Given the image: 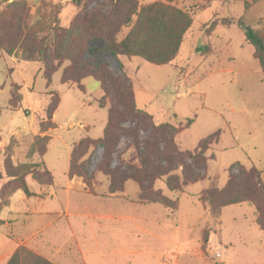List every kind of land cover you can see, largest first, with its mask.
I'll return each instance as SVG.
<instances>
[{
  "label": "rangeland",
  "instance_id": "374dc122",
  "mask_svg": "<svg viewBox=\"0 0 264 264\" xmlns=\"http://www.w3.org/2000/svg\"><path fill=\"white\" fill-rule=\"evenodd\" d=\"M45 1L59 4L62 27L84 7L106 8V0L81 4L78 0ZM136 1L139 6L154 1L169 3L191 15L178 54L161 65L107 52H102L100 59L115 75L121 64L136 106L154 123L180 127L175 134L180 150L193 148L201 138L215 133L204 154L205 168L198 170L197 181L179 190L168 189L163 177L153 182L154 188L177 200L174 211L158 203L141 202L136 182L120 179L126 165L138 164L132 147L123 152L128 140L120 136L114 153L104 161L99 146L78 160L88 159L82 169L90 179L88 190L81 177L68 175L69 156L81 137L102 136L109 104L100 83L92 77H85L79 85L61 82L65 62L52 74L47 87L40 63L20 59L18 51L6 55L0 50V172L5 173L6 163L36 164L24 177L33 195L17 190L22 195L14 197L18 213L11 210L1 217L0 251L11 255L20 246L38 249L60 264H264V231L254 222L255 209L250 202L224 206L212 215L199 200L204 189L224 186L230 174L233 186H241L250 169L257 174L253 179L259 191L264 188L263 72L242 28L218 23L206 30L211 20L224 16H243L247 24L261 28L264 0ZM127 29H122L120 37ZM15 84L21 94L16 108L8 102ZM55 97L59 102L52 113L54 127L40 132L44 108ZM103 97L105 104L99 107L98 100ZM187 118L192 122L184 127ZM129 126L133 123L127 119L117 128ZM144 134L139 130L140 138ZM35 135L48 136L42 155L36 152ZM44 168L51 172V181ZM107 171L113 172L116 185L118 182V190L112 193ZM173 172L180 175V167ZM41 207L53 211L42 214ZM48 223L52 226L45 229ZM203 230L209 232L205 252L201 248Z\"/></svg>",
  "mask_w": 264,
  "mask_h": 264
},
{
  "label": "trees",
  "instance_id": "16d2710c",
  "mask_svg": "<svg viewBox=\"0 0 264 264\" xmlns=\"http://www.w3.org/2000/svg\"><path fill=\"white\" fill-rule=\"evenodd\" d=\"M82 1L85 0H78L80 4ZM59 9V4L45 0H39L34 5L28 0H0V50L6 55L18 51L20 59L40 63L47 87L52 74L65 62L67 65L61 71V82L79 85L85 77H92L100 83V91L107 97L109 104L102 136H83L72 146L68 175L81 177L88 190H91L90 179L82 172L88 159L78 160L99 146L102 148L104 161L114 153L119 137L125 136L128 142L123 152L132 147L138 164L126 165L120 179L130 178L136 182L139 189L138 200L141 202L158 203L174 211L177 209V200L163 194L161 189L154 188L153 182L163 177L166 187L175 191L189 182L197 181L200 177L198 170L204 169L206 165L205 151L215 133L201 138L193 148L180 150L175 142V134L180 127L169 122L154 123L148 113L136 106L132 85L123 74L121 64L118 63L120 72L115 75L100 59V55L107 52L113 57L135 56L153 64H167L178 54L183 35L191 25V15L179 7L161 1L139 6L136 0H106L105 9L87 10L84 7L80 10V15L67 27H62L59 24ZM218 23L236 24L242 28L264 75V25L254 28L245 22L243 16H224L211 20L206 30H212ZM126 27L127 32L120 37L122 29ZM18 85L11 87L8 100L14 108L21 100V94L17 91ZM79 87L82 90L81 83ZM104 97L98 100L99 107L105 104ZM58 102L59 97H55L45 106V119L39 122L40 132L54 127L51 119ZM127 119L133 126L118 129L121 121ZM191 122L192 119L187 118L184 127H188ZM139 130L145 132L144 137H139ZM34 139L36 152L42 155V146L45 147L48 136L35 135ZM6 164L5 173L0 172V182L6 179L0 184V209L17 190L25 196L33 195L24 177L30 172L31 166L36 164ZM178 167L181 169L180 175L173 172ZM43 173L51 181V172L44 168ZM106 175L110 181L109 192L117 191L118 182L116 185L113 172L107 171ZM256 176V172L250 169L244 173L241 186L235 187L233 175L230 174L224 186L204 189L199 200L212 215H217L224 206L250 202L255 209L254 222L264 231V188L259 191V184L253 179ZM2 223L3 219L0 217V224ZM208 235L209 232L203 230L201 248L204 252ZM5 264L55 263L20 246L12 252Z\"/></svg>",
  "mask_w": 264,
  "mask_h": 264
},
{
  "label": "crops",
  "instance_id": "0c3cea01",
  "mask_svg": "<svg viewBox=\"0 0 264 264\" xmlns=\"http://www.w3.org/2000/svg\"><path fill=\"white\" fill-rule=\"evenodd\" d=\"M53 117H54V115H53ZM54 119H55V117H54ZM54 192V191H53ZM15 195H17V198H19L20 196H22L21 194H20V191H16V192H14L11 196H10V200H9V203H8V205H6V206H4V208L0 211V217H3V218H5V216L6 215H9V213H10V211L12 210V211H14V213H18V211H19V207H16V205H14L13 206V204L15 203ZM63 207V206H62ZM61 207V208H62ZM40 208V207H39ZM45 208V209H44ZM41 209H43L44 211H40L39 213H42V214H46V213H49L48 212V209H51L52 211H53V208H47V207H41ZM15 210H16V212H15ZM57 210H59V209H57ZM56 210V211H57ZM52 211H50V212H52ZM50 226H52V223H48V224H45V226H44V228L45 229H48ZM218 233L220 232V231H217ZM12 247V246H11ZM13 248V247H12ZM14 250H15V248H14ZM13 250V251H14ZM33 251L34 252H36V253H38L39 255H41V256H43V257H45L46 259H48L49 261H51V262H53V263H55V264H60V263H58V261H55L54 260V258L52 259L51 257H50V255H46V253H43V252H41L40 250H38V249H33ZM49 253V252H48ZM10 255V254H9ZM9 255H7V253L5 252V250H1L0 251V264H5L6 262H7V259L9 258Z\"/></svg>",
  "mask_w": 264,
  "mask_h": 264
}]
</instances>
